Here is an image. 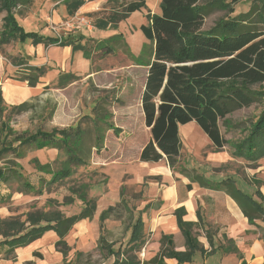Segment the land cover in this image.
<instances>
[{"label": "trees", "instance_id": "obj_1", "mask_svg": "<svg viewBox=\"0 0 264 264\" xmlns=\"http://www.w3.org/2000/svg\"><path fill=\"white\" fill-rule=\"evenodd\" d=\"M239 1L161 0L160 14L148 12V23L141 25V30L153 45V60L149 63L142 104L144 121L150 128L151 138L138 155L139 160L159 162L166 157L172 169L178 168L183 144L180 126L191 121H196L202 128L215 150H221L231 145L232 141L224 136L220 121L226 120L227 116L237 109L250 107L264 100V0H251V8L248 11L234 13V4ZM32 2L33 0H2L1 7L6 11V15L4 29L0 33V46L19 39L24 41L31 36L35 44L41 42L46 46L71 45L73 50L81 49L84 56L90 58L87 46L79 42L82 37L76 39L72 33L66 36L42 37L26 32L19 24L13 9L17 5L28 6ZM65 4L68 14L74 15L85 4V0H65ZM216 8L225 10L228 14L212 28L203 29L206 17ZM144 10H148L147 0L118 2L108 16L97 19L95 26L115 27L133 12ZM29 70L32 74H27L21 80L28 81L30 86H36L46 68L29 65ZM255 86L260 88L256 89ZM1 93L0 89V103L4 105ZM28 108V102H24L13 105L11 110L21 112ZM73 129L69 127L25 135L14 133L3 121L0 159L10 152H15L17 157H23L24 154L18 149L29 143H35L39 148L64 147L69 150V155L57 170H54L51 164H43L38 159L32 160L38 171L51 174L48 184L61 182L74 173L71 160L80 159L70 152L75 145L70 133ZM10 135H14L12 140L15 145L8 140ZM235 146L237 155L252 162L264 158V108L250 125L248 135ZM6 165L7 167H0V183L24 178L18 170L22 166L17 165L15 160L7 162ZM198 178L202 185L230 194L250 222L257 218L264 221V196L259 190L256 191L259 199H256L253 195L241 191L231 177L218 183H205L203 176ZM259 184L261 183L258 181ZM23 191H34L36 194L43 192L27 180L23 182ZM71 192L84 203L78 214L67 216L56 208L61 203L48 199V210L32 205L26 213L0 216V249L6 248L4 258L16 260V248L27 246L41 238L46 231L54 230L59 237L55 244L56 249L64 255V260H67L72 249L66 240L67 235L78 221L93 219L97 209L96 199L88 196L87 185L72 187ZM71 201L73 198L70 196L64 199V203ZM126 208L127 205L122 200L117 205L105 209L100 215L101 229L105 220L120 217L121 210ZM185 214L184 208L176 210L187 250L175 251L173 235L163 236L160 253L147 264H165V256L174 257L178 264H183L191 259L196 250L203 251L198 235L193 232L197 223L185 220ZM130 224L131 234L127 243L118 250L112 249L105 237L100 238L99 246L108 248L107 253L116 256L111 264H142L137 252L144 244V223L141 217H138ZM34 254L40 256L38 252ZM84 255L86 253L83 251L76 252V264H93L92 261L82 262ZM24 264L35 262L26 261Z\"/></svg>", "mask_w": 264, "mask_h": 264}, {"label": "crops", "instance_id": "obj_2", "mask_svg": "<svg viewBox=\"0 0 264 264\" xmlns=\"http://www.w3.org/2000/svg\"><path fill=\"white\" fill-rule=\"evenodd\" d=\"M103 1L105 0H85V4L76 14L83 15L85 12L98 9ZM147 23L148 20L143 24ZM91 36L82 34L75 38L83 37L86 45V42H95L91 40ZM95 38L101 49H106L105 58H110L108 63L101 64L105 58H99L98 63L95 62L94 54L100 55V49L94 48L92 53L87 49L90 58L85 56L84 58L91 63V67L85 73L60 72L53 80L45 74L36 86H29L28 81L22 80H10L3 85L5 99L11 105L27 102L32 93L46 97L48 90L58 92L59 99L54 101L53 118L48 130L73 127L71 132L76 133V145L72 147V152L80 157H92L94 167H99L104 179L106 178L104 182L85 183L88 196L96 199L97 209L93 219H82L74 225L68 234L70 239L66 237L68 244L74 246L73 242L76 239H84L88 242L96 241V245L99 246L100 238L103 236L112 249L118 250L123 244L121 241L118 243V239L106 238L105 233L110 232L106 221L121 219L124 210H121L120 217L105 220L103 229L100 227V215L109 206H115L124 200L122 197L124 186L138 185L139 189L136 191L140 194L138 204L130 208L129 203H125L127 205L125 210L132 222L141 217L144 223L142 248L145 243L148 244L145 247L146 259L139 258L142 264H147L160 253L162 237L166 235H173L175 251L187 250L186 239L176 215L178 208L185 209V220L197 223L193 232L195 234L201 232L197 235L203 247V251L196 250L191 259L183 264H264V221L257 218L250 222L230 194L202 185L198 176H203L205 183L221 181L209 179L198 170V166L188 162L180 165L178 171L170 167L168 170L162 169L161 165L147 170L145 166H149L148 162L139 160L138 155L151 138L150 128L144 121L142 104L149 63L153 60L151 41L145 36L140 44L132 48L121 36L116 39ZM49 46L52 45H45L46 48ZM37 49L39 50L38 46ZM41 64L40 62L36 65L44 66ZM183 146L184 143L182 148ZM209 146L215 150L212 143ZM52 149L55 150L56 156L69 152L64 147ZM22 154L25 155V152ZM166 161L165 157L160 162ZM227 177L233 178L241 191L253 195L256 199H259L256 195L257 190L264 196V177L257 180V184L253 182V185L240 175H226ZM258 181L261 184L258 185ZM3 186L4 191L0 185V216L5 217L12 213L9 207L12 204H21L19 203L21 201L18 191L17 193L9 191L7 186ZM71 195L73 201L69 203H64L63 199L58 201L61 203L58 209L67 216L78 214L84 207L83 201L76 194ZM7 198L12 204L3 202ZM48 199L52 198L47 197L43 205ZM48 209L49 205L45 207V210ZM131 225L125 234L127 240L131 234ZM147 236H150L148 241ZM58 239L54 230H48L41 238L27 246L16 248V260L5 259L6 248H1L0 264H24L26 261H34L35 264H67L71 262L74 254L68 261L64 260V255L55 246ZM117 244L119 245L116 248ZM100 248L106 250L108 256L113 257L108 264L113 263L116 256L108 254V248ZM88 250L74 249L73 252ZM35 252L40 253V256H36ZM163 259L165 264H178L174 257L165 256Z\"/></svg>", "mask_w": 264, "mask_h": 264}, {"label": "rangeland", "instance_id": "obj_3", "mask_svg": "<svg viewBox=\"0 0 264 264\" xmlns=\"http://www.w3.org/2000/svg\"><path fill=\"white\" fill-rule=\"evenodd\" d=\"M124 1L128 2L129 0H105L103 1V4L101 3L102 5L100 4L98 9H93L95 10L94 12L93 10L88 11L83 15H77L76 13L74 15H69L65 0H33L30 5H17L13 10L19 24L26 32L31 34H38V36L42 37H56L60 34L67 35L69 33H72L71 35L73 37L82 34H86L87 36L93 35L91 36V40L93 39L95 42H86V46L88 45L87 48L90 53H92L94 48L96 50H101L100 55L94 54L96 59L95 62L98 63L99 58H105L107 56V51L106 49H101V46L98 45L95 37L116 39V37L121 36L125 38L128 45L135 48L137 46L136 44H140V41L145 39V36L141 31V25L148 20V12H153L152 14L161 13V0H148V10L143 13L136 12L132 14L118 26L110 28H97L95 26L98 18L108 16V14L111 13V9L118 5V2ZM203 1L206 2V0ZM1 4L2 0H0V33L4 29V17L6 15V11L2 9ZM251 4V0H240L238 3L234 4V13L248 11L251 8ZM227 14L228 13L225 10L218 8L213 9L206 17L203 29L207 30L212 28ZM81 19L85 21L83 25L79 24ZM69 23H71V25H69ZM79 42L85 45L83 37ZM37 46L39 47V50L37 49ZM37 50L38 54H36ZM109 59L105 58L101 64L105 62L108 63ZM40 62L42 63L41 65L46 66L45 74H48V78L52 80L55 79L60 72L67 74L78 72L85 73L91 67V63L84 58L83 51L81 49L73 50L71 45H52L46 48L44 43L39 42L35 44L33 38L28 36L24 41L19 39L18 41H11L10 43L0 46V89L2 90L1 94L6 104L2 105L0 103V137L3 136V134H1V123L3 121L9 125L14 133L27 135L36 133L37 131H52L48 129H50V122L53 118L54 101L59 99L58 92H54L53 89L48 90L46 97L44 95L38 96L32 93L27 101L29 104L28 110L19 112L15 111V109L11 110L13 105L7 102L3 91V85L6 82H9L10 80L19 81L27 74H32V71L29 70V65H36ZM51 86H53V84ZM254 88L259 89L260 87L255 86ZM263 108L264 100L253 104L250 107L237 109L228 115L226 120H221L220 127L224 136L232 141L231 145H228L221 150H213V148L209 146L212 143L210 138L196 121L181 125L180 135L184 146L181 150L180 164L177 166L178 168H176V171H178L180 165L188 162L191 165L198 166V170L203 172L209 179L212 178L216 181H222L226 178V175H240L246 179L250 185L257 184V180H262L264 177V158L252 162L244 156L237 155L235 153V145L248 135L250 125L260 115ZM70 133L73 136L71 139H73L76 145L75 132ZM12 139H14V135H10L8 140L15 145V142ZM86 142H88V140H86ZM18 150L22 151V153L25 152V155L23 157H17L15 152H10L5 155L3 159H0V167H7L6 163L11 160H15L17 165L22 166V168H19L18 170L24 176L23 179L18 181L13 180L10 183L1 182L0 184L1 188L5 185L9 188V191H15L16 193L18 191L20 194L19 199L21 202L19 203L21 204L13 205L12 201H9L10 199L8 200V198L3 200L5 203L12 204V206L9 207L12 213H26L31 209L32 205H36L37 208L45 210V207H47L48 204H45V206L43 203L47 197H51L52 199L54 197V200L56 201L64 200L66 197H72V187H77L86 182L92 184L106 181V178L104 179V174L100 171L99 167H94L92 157H80L77 155L80 159L74 158L71 160V166L74 170L73 175L61 182L48 184L47 181L51 178V174L38 171L32 160L38 159L43 164H51L52 168L57 170L61 168L64 160L69 155V152L65 155L60 154L56 156V152L52 147L45 146L39 148L35 143L20 146ZM70 152L71 154H75L72 150ZM148 165L149 166H145L147 170L158 165H161L162 169L165 168L167 170L170 167L167 161L163 163L160 161L148 162ZM141 172H143L142 169ZM26 180L42 189L43 192L41 194H36L34 191H27L29 193H26V191L24 192L23 182ZM113 183L114 182L112 181L111 184ZM126 183H128V181H126ZM138 189V185H127L122 189L123 201L126 204L129 203L130 208H132L133 205H137L140 200V194L136 192ZM100 190H102V188H100ZM129 217V214L124 210L121 219H113L112 221L107 220L106 225L109 227L107 229H109L110 232L105 233L106 238L109 240L118 239V243L121 241L122 244L125 245L127 243V237L125 234L131 223V218ZM196 233L200 234L201 232L198 231ZM67 237L70 239L68 235ZM149 238L150 236H147V241ZM146 244L148 243H145L142 250L138 252V256L141 260L146 259ZM73 245L74 246H71L72 249L67 257V261L72 257V254H74V257L71 262H68L67 264L76 263V253L73 252L74 249H89L85 252L86 255L83 256L82 262L92 261L95 264H108L113 260L112 256L106 254V250L100 248L98 244L96 245V241L88 242L84 239H76L73 242ZM118 245L119 244H117L116 248Z\"/></svg>", "mask_w": 264, "mask_h": 264}, {"label": "built area", "instance_id": "obj_4", "mask_svg": "<svg viewBox=\"0 0 264 264\" xmlns=\"http://www.w3.org/2000/svg\"><path fill=\"white\" fill-rule=\"evenodd\" d=\"M85 23V21L83 20V19H81L80 21H79V24H84ZM69 25H71V23H69ZM79 26V25H78Z\"/></svg>", "mask_w": 264, "mask_h": 264}]
</instances>
